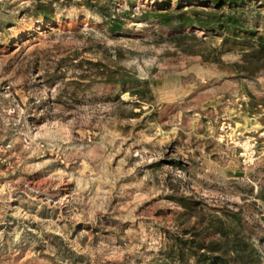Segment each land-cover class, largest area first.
Returning a JSON list of instances; mask_svg holds the SVG:
<instances>
[{
  "label": "rangeland",
  "instance_id": "obj_1",
  "mask_svg": "<svg viewBox=\"0 0 264 264\" xmlns=\"http://www.w3.org/2000/svg\"><path fill=\"white\" fill-rule=\"evenodd\" d=\"M177 1L56 0L38 20L0 0V264H168L166 229L196 219L179 195L241 207L264 264V67L186 52L223 38L194 26L179 45L148 18ZM82 58L133 78H84Z\"/></svg>",
  "mask_w": 264,
  "mask_h": 264
},
{
  "label": "trees",
  "instance_id": "obj_2",
  "mask_svg": "<svg viewBox=\"0 0 264 264\" xmlns=\"http://www.w3.org/2000/svg\"><path fill=\"white\" fill-rule=\"evenodd\" d=\"M183 1L178 0L175 6L169 2L170 5L147 10L148 18L177 28L173 38L179 45L185 43L188 37H195V34L185 32L184 28L195 26L219 34L223 38L219 46H211L202 51L191 44L184 46L186 52H198L205 61L217 59V55L224 51L235 50L241 55L234 64L238 72L254 75L264 67V29H260L261 19H258L264 9V0H189L186 9ZM55 2L56 0H32L27 14L38 20L54 18L58 8ZM108 15L113 30L123 27L121 15ZM213 55H216L215 58ZM85 62L94 71L83 72L81 75L84 78L117 83L133 78L124 67L112 66L103 59L82 58L80 65ZM175 198L182 206L178 216H196V219L182 228L166 229L167 243L160 252L168 264L261 262L262 252L251 239V233L246 231L247 218L241 207L231 209L229 206L208 205L203 200L186 195ZM262 223L264 225V215ZM56 237L61 238L65 244L64 237Z\"/></svg>",
  "mask_w": 264,
  "mask_h": 264
},
{
  "label": "built area",
  "instance_id": "obj_3",
  "mask_svg": "<svg viewBox=\"0 0 264 264\" xmlns=\"http://www.w3.org/2000/svg\"><path fill=\"white\" fill-rule=\"evenodd\" d=\"M249 143H251V145H250V151L249 150H246V152L244 154V157L246 156L248 159L249 158H252L254 156L255 151H256V145H257L256 140H250ZM251 150H252V152H251ZM248 151H249V153H248Z\"/></svg>",
  "mask_w": 264,
  "mask_h": 264
}]
</instances>
